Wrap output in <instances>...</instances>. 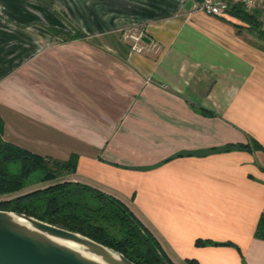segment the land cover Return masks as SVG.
I'll return each mask as SVG.
<instances>
[{"label": "crops", "instance_id": "crops-1", "mask_svg": "<svg viewBox=\"0 0 264 264\" xmlns=\"http://www.w3.org/2000/svg\"><path fill=\"white\" fill-rule=\"evenodd\" d=\"M236 21L195 0H0L3 131L36 142L4 141L75 155L66 180L121 201L174 264H264V53Z\"/></svg>", "mask_w": 264, "mask_h": 264}, {"label": "trees", "instance_id": "trees-1", "mask_svg": "<svg viewBox=\"0 0 264 264\" xmlns=\"http://www.w3.org/2000/svg\"><path fill=\"white\" fill-rule=\"evenodd\" d=\"M232 16L250 17L241 8H232ZM264 35V28L261 30ZM76 38L78 35L76 34ZM0 119V210L12 211L47 224L78 233L122 253L135 264H174L164 254L156 239L119 200L88 185L67 181L76 168V156L56 162L2 139ZM249 150H259L251 140ZM36 172L44 188L21 193ZM64 180H59V179ZM264 222L258 225L263 233ZM196 244H199L197 241Z\"/></svg>", "mask_w": 264, "mask_h": 264}, {"label": "water", "instance_id": "water-1", "mask_svg": "<svg viewBox=\"0 0 264 264\" xmlns=\"http://www.w3.org/2000/svg\"><path fill=\"white\" fill-rule=\"evenodd\" d=\"M149 44L150 39L141 37ZM0 264H135L83 235L0 210Z\"/></svg>", "mask_w": 264, "mask_h": 264}, {"label": "rangeland", "instance_id": "rangeland-1", "mask_svg": "<svg viewBox=\"0 0 264 264\" xmlns=\"http://www.w3.org/2000/svg\"><path fill=\"white\" fill-rule=\"evenodd\" d=\"M235 18V20H237L235 23L237 25L238 29H242V30H248L251 32H255L256 35L253 36L252 38V44H254L255 46L258 47V50H260L261 52L264 53V45H259L258 41H257V35L259 34L258 32L261 31L263 29V27H261L258 23L255 22V20H253L250 17H242V16H233ZM256 37V38H255ZM256 47V48H257ZM4 116L1 115L0 118H3ZM5 126L7 127V131H3L2 133V139L4 140L3 135L9 137V135H11L10 140H12V142H16V143H20L21 142H28V143H34L36 142L35 137L28 131H26L25 129L27 128H23L21 127V125L19 124H15L11 121V119H6ZM24 137L28 138V140H25ZM13 138V139H12ZM16 138V139H14ZM15 140V141H14ZM39 175H43L40 172H36L34 174H31L29 177V181L27 182V185L25 186V188L22 190L21 193H27L33 190H37L40 188H44L46 187L48 184H44L42 182H39L38 176ZM59 180H64V178L59 179ZM8 197H0V201L2 199H5Z\"/></svg>", "mask_w": 264, "mask_h": 264}, {"label": "built area", "instance_id": "built-area-1", "mask_svg": "<svg viewBox=\"0 0 264 264\" xmlns=\"http://www.w3.org/2000/svg\"><path fill=\"white\" fill-rule=\"evenodd\" d=\"M241 8L247 13L260 12L264 14V0H195V9L203 14L221 18L232 8ZM135 42L140 36L131 37Z\"/></svg>", "mask_w": 264, "mask_h": 264}]
</instances>
